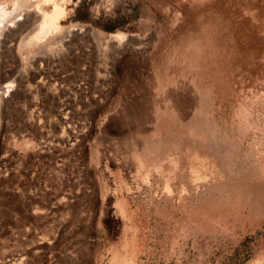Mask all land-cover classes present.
<instances>
[{
  "label": "rangeland",
  "instance_id": "1",
  "mask_svg": "<svg viewBox=\"0 0 264 264\" xmlns=\"http://www.w3.org/2000/svg\"><path fill=\"white\" fill-rule=\"evenodd\" d=\"M0 5V264H264V0Z\"/></svg>",
  "mask_w": 264,
  "mask_h": 264
},
{
  "label": "bare ground",
  "instance_id": "2",
  "mask_svg": "<svg viewBox=\"0 0 264 264\" xmlns=\"http://www.w3.org/2000/svg\"><path fill=\"white\" fill-rule=\"evenodd\" d=\"M45 1H54L55 0H45ZM16 3V2H15ZM24 4V3H23ZM26 4V3H25ZM15 6V11H19V10H23L21 7H20V4L17 3L14 5ZM24 6V5H23ZM29 6V5H28ZM25 8V6H24ZM56 10H57V13L60 14L62 13V9L59 5H56ZM39 12V11H38ZM64 12V11H63ZM8 9H7V6L6 5H0V24H2V22H4L6 20V14L8 15ZM17 13V12H16ZM20 13V12H19ZM13 14V13H12ZM21 14V13H20ZM17 19V18H15ZM10 20V19H9ZM20 20V19H19ZM6 22V21H5ZM12 23H15L14 21H11ZM10 22V23H11ZM9 24V22L7 23V25ZM6 25V24H5ZM10 25V24H9ZM12 25V24H11ZM40 28L42 30V27H48V26H52V28L56 29L58 28V26L56 25H53V24H50L49 21L43 17V21L42 23L40 24ZM1 28V26H0ZM39 28V27H38ZM80 31L79 32H85V33H89L92 37L94 38H103L104 36H102L101 34L95 32L94 30H92L91 28H88V27H80L79 28ZM2 30V29H1ZM46 30V29H45ZM70 31V30H69ZM78 32V33H79ZM107 41L109 42H115L118 46H117V51L116 54H119L120 51L122 50H129V49H134V41H135V37H129V36H123V35H109L108 37H104ZM37 38H33L31 39V42H34V41H37L36 40ZM26 43V42H25ZM35 44V43H34ZM33 45V43H32ZM14 87V84L10 83L8 84V89L9 91L12 90V88ZM4 98V97H3Z\"/></svg>",
  "mask_w": 264,
  "mask_h": 264
}]
</instances>
